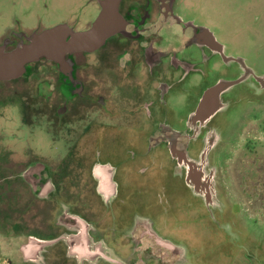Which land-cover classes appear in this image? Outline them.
Wrapping results in <instances>:
<instances>
[{
  "label": "flooded vegetation",
  "instance_id": "1",
  "mask_svg": "<svg viewBox=\"0 0 264 264\" xmlns=\"http://www.w3.org/2000/svg\"><path fill=\"white\" fill-rule=\"evenodd\" d=\"M93 2L98 18L106 0ZM182 5L121 0L113 18L117 30L99 49L67 55L70 71L41 60L15 80H0V117L15 116L0 139V264H126L123 256L132 264H183L185 246L167 240L151 217L131 206L134 174L146 168L137 171L134 153L108 155L105 147L114 143L103 139L105 133L121 127L120 119L135 118L134 111L161 116L149 150L167 146L176 172L203 201L232 259L264 264V214L252 218L249 208L233 202L228 184L230 161L240 150L245 180L263 188L264 211V74L229 54L219 36L185 15ZM2 9L0 46L13 49L47 29L24 27L19 18L5 24ZM216 59L238 74L206 86L184 129L169 123L194 92L193 77H209L219 67ZM45 62L59 68V76L34 75ZM249 104L256 105L250 113ZM220 117L224 123L216 125ZM194 143L200 146L196 157ZM188 177L196 179L200 194ZM123 178L128 185L122 190Z\"/></svg>",
  "mask_w": 264,
  "mask_h": 264
},
{
  "label": "rangeland",
  "instance_id": "2",
  "mask_svg": "<svg viewBox=\"0 0 264 264\" xmlns=\"http://www.w3.org/2000/svg\"><path fill=\"white\" fill-rule=\"evenodd\" d=\"M179 1L183 3L182 12L219 36L221 42L228 46L229 54L246 59L255 71L264 74V0ZM1 5L4 8L1 14L2 19L6 20L5 24L10 25L19 18L24 27L49 29L72 18L73 20L68 21L69 25L78 31H83L98 16V6L93 3V0H0V10ZM16 9L17 12H15ZM4 10L5 13H3ZM19 11L21 15L17 17L16 14ZM8 39L12 40L10 33H8ZM90 58L93 59V57ZM217 62L219 67L216 66L217 69L209 72V77L203 76L202 73L192 76L197 88L195 87L189 99L183 101L181 111L178 110V114L172 113L169 116V123H175L177 128L184 129L188 112L194 109L206 86L213 84L219 77L231 78L238 74V70H229L220 62V59H216L215 63ZM200 68L204 70V66ZM95 69L98 68L94 67ZM59 70L50 62H45L40 63L39 73L34 72V75L43 76L44 80L48 79L46 77L53 79L59 76ZM238 90H244V88L240 87ZM254 106L256 107L254 104L247 106L248 113ZM239 109L236 108L235 113ZM9 111L14 113V110ZM133 114L135 118H124L122 121L120 119L118 122L122 126H117L113 132L111 130L113 128H110L103 139L114 142L109 146L105 143L108 155L124 157L132 156L134 153L136 156L134 162L138 164L137 171L140 168H146L144 173L134 174L136 184L130 186H133L135 190L131 202L135 212L151 217L157 231L168 238L167 240L185 246L189 255L183 259V264H249L241 259L234 261L230 256L232 250L226 249L221 244L223 239L214 230L215 224L208 217V210L203 201L193 194L184 177L176 172L175 163L167 146L162 144L149 150L151 134L161 116L150 119L145 112L134 111ZM232 115H235L234 112ZM14 119L15 116L12 115L0 117V139L5 138V133H9L7 126L13 125ZM222 121L224 123V119L220 117L215 120V124L222 125ZM111 122L112 120L109 119L108 123ZM250 129L251 126H247V135ZM199 151V144L194 143L191 153L196 157ZM129 152H131L130 155ZM262 153L264 158V150ZM242 156V152L238 150L230 161V183H228L231 189L230 196L234 203L242 204L243 208H249L252 218H261L264 214V211L259 208L263 207L260 203L263 188L257 182L256 185L250 186L245 180V167L241 164ZM207 174L205 171V175ZM126 181V178H123L122 190L128 185ZM122 258L126 264L133 263L132 258L129 259L126 256Z\"/></svg>",
  "mask_w": 264,
  "mask_h": 264
},
{
  "label": "water",
  "instance_id": "3",
  "mask_svg": "<svg viewBox=\"0 0 264 264\" xmlns=\"http://www.w3.org/2000/svg\"><path fill=\"white\" fill-rule=\"evenodd\" d=\"M120 1L106 0L104 11L88 30L74 31L68 25L60 24L32 35L26 43H20L13 49L0 46V80H15L26 73L29 64L41 60L55 61L62 71H70L71 62L67 60V55L97 50L117 30L113 18L118 16ZM259 81L264 85V75ZM231 85L227 83L225 86ZM187 181L197 195L201 193L196 179L188 177Z\"/></svg>",
  "mask_w": 264,
  "mask_h": 264
},
{
  "label": "crops",
  "instance_id": "4",
  "mask_svg": "<svg viewBox=\"0 0 264 264\" xmlns=\"http://www.w3.org/2000/svg\"><path fill=\"white\" fill-rule=\"evenodd\" d=\"M94 3V2H93ZM48 4V3H47ZM97 6V5H96ZM47 7V6H46ZM71 20H73L72 18H70ZM70 19H66L64 22L62 21V20H60L61 22H63V23H66V22H68Z\"/></svg>",
  "mask_w": 264,
  "mask_h": 264
},
{
  "label": "trees",
  "instance_id": "5",
  "mask_svg": "<svg viewBox=\"0 0 264 264\" xmlns=\"http://www.w3.org/2000/svg\"><path fill=\"white\" fill-rule=\"evenodd\" d=\"M27 74H29V72Z\"/></svg>",
  "mask_w": 264,
  "mask_h": 264
}]
</instances>
